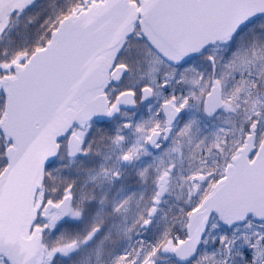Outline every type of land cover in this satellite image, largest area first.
<instances>
[{"label":"snow or ice","instance_id":"6c2138e0","mask_svg":"<svg viewBox=\"0 0 264 264\" xmlns=\"http://www.w3.org/2000/svg\"><path fill=\"white\" fill-rule=\"evenodd\" d=\"M0 264H264V0H0Z\"/></svg>","mask_w":264,"mask_h":264}]
</instances>
